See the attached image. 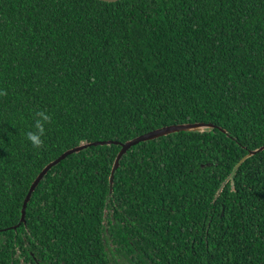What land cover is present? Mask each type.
I'll return each mask as SVG.
<instances>
[{"label": "trees", "instance_id": "obj_1", "mask_svg": "<svg viewBox=\"0 0 264 264\" xmlns=\"http://www.w3.org/2000/svg\"><path fill=\"white\" fill-rule=\"evenodd\" d=\"M0 90V264H264V0H0Z\"/></svg>", "mask_w": 264, "mask_h": 264}, {"label": "water", "instance_id": "obj_2", "mask_svg": "<svg viewBox=\"0 0 264 264\" xmlns=\"http://www.w3.org/2000/svg\"><path fill=\"white\" fill-rule=\"evenodd\" d=\"M102 2H107V3H115V2H119L122 0H99ZM214 128L213 125L211 124H204V123H195V124H180V125H171V126H166L163 128H159L153 131H150L148 133H145L144 135H141L133 140H130V142L126 143V144H119L117 142H95V143H88V144H82L74 149H71L67 152H65L63 155H61L59 158H57L56 160H54L53 162H51L49 165H47L42 172L38 175V177L36 178V180L34 181V183L32 184L29 193L27 195V197L25 198L23 207H22V217H21V223H25V219H26V209L28 206V203L30 201V198L33 194V192L35 191V189L37 188V186L40 184V182L44 179V177L48 174V172L55 167L56 165H58L59 163H61L62 161H64L67 157H69L70 155H73L75 153H79L84 149H87L91 146H99V145H111V144H116V145H120L121 146V150L115 160V164L112 170V174L110 177V184H111V188L113 186V182H114V177H115V173L116 171L119 169L120 167V162L122 160V158L126 155V153L128 151H130V149L132 147H134L135 145L141 143V142H146V141H151L157 138H160L162 136H167L168 134H172V133H176V132H181V131H204L205 129H212ZM221 130V129H219ZM222 131V130H221ZM224 132V131H223ZM264 150V147L259 148L255 151H251L249 153V155L247 157L244 158L247 159L248 157H251L255 154H257L258 152H261ZM240 165V164H239ZM239 165L236 167L238 168ZM232 177H230L231 179ZM19 224V225H20ZM18 225V226H19ZM16 228V227H14Z\"/></svg>", "mask_w": 264, "mask_h": 264}, {"label": "clouds", "instance_id": "obj_3", "mask_svg": "<svg viewBox=\"0 0 264 264\" xmlns=\"http://www.w3.org/2000/svg\"><path fill=\"white\" fill-rule=\"evenodd\" d=\"M7 95L6 90H0V96ZM52 122V116L46 109H38L33 114L32 129L24 133V138L32 148L40 149L44 146L43 137L46 134V125Z\"/></svg>", "mask_w": 264, "mask_h": 264}]
</instances>
